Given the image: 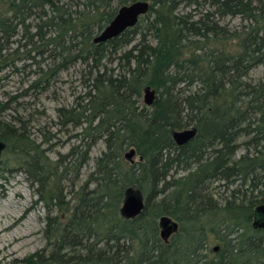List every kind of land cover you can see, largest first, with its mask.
Returning a JSON list of instances; mask_svg holds the SVG:
<instances>
[{"label":"trees","instance_id":"1","mask_svg":"<svg viewBox=\"0 0 264 264\" xmlns=\"http://www.w3.org/2000/svg\"><path fill=\"white\" fill-rule=\"evenodd\" d=\"M138 1L151 6L136 27L93 42ZM228 17L239 26L223 25ZM77 64L86 92L58 109L62 125L81 129L64 168L59 160L49 169L21 118L0 115V141L28 181L55 184L37 190L41 201L63 208L57 186L75 173L66 222L23 264H264V231L252 227L264 204V0H0V75L29 68L28 89L44 93ZM146 87L157 92L151 107L142 103ZM190 128L197 136L177 146L172 132ZM100 141L106 149L78 187ZM130 149L142 160L128 162ZM131 188L146 206L128 220L120 209ZM163 216L179 224L167 244Z\"/></svg>","mask_w":264,"mask_h":264},{"label":"rangeland","instance_id":"2","mask_svg":"<svg viewBox=\"0 0 264 264\" xmlns=\"http://www.w3.org/2000/svg\"><path fill=\"white\" fill-rule=\"evenodd\" d=\"M222 24L235 29L239 26L240 19L228 17ZM17 46L18 44L14 45V48ZM105 64L109 69L117 71L119 69L118 61H111V58L106 59ZM29 70L27 68L26 72L21 71L15 74L7 71L0 75V107L7 106L3 112H0L1 120L14 122V119L21 118L32 139H35L37 144L42 145V149L47 151L46 156L52 165L49 169L53 171L54 164L59 160L64 168L65 157L69 155L73 147L79 146L80 142L75 136L81 132V129H75L72 125H62L58 109L73 108L77 97L86 92L87 83L84 82L88 79L86 67L77 64L63 71L58 82L44 93L28 89L29 80L32 79ZM262 72V69L255 70L252 78L259 79ZM142 103H144V94H142ZM105 149L103 141L93 147L90 161L82 171V179L78 187L87 181L95 168L97 158ZM242 153L243 149L240 150L237 158ZM79 154H82V150ZM78 160L79 155L74 163L76 164ZM138 160L136 157L135 163ZM74 174L70 172L64 176L65 180L57 186L58 192L67 197L65 203L61 202L63 208L54 207L56 201L47 205L45 201L40 200L37 190L40 188L41 193L49 189L54 190L55 184L50 188L33 185L15 161L14 154L4 151L0 158V264H23L29 257L47 248L54 223L66 222L68 207L66 204L74 191L72 187L75 180ZM59 217H61L60 220H58ZM49 223H51L50 226ZM215 245L212 244L210 249L216 247ZM48 254H44L46 259ZM45 263L48 262L42 264Z\"/></svg>","mask_w":264,"mask_h":264},{"label":"water","instance_id":"3","mask_svg":"<svg viewBox=\"0 0 264 264\" xmlns=\"http://www.w3.org/2000/svg\"><path fill=\"white\" fill-rule=\"evenodd\" d=\"M151 3L149 1H138L130 5L122 6L118 9L116 16L112 22L94 38L95 44H104L121 36L129 29L136 27L141 18L146 16L150 11ZM144 104L151 107L157 97V92L150 87H146L143 91ZM197 136V130L190 128L182 131H173L172 138L177 146L181 147L191 142ZM7 149L6 143L0 141V158ZM138 157L135 149H130L125 154V159L131 164H135L134 159ZM139 160H142L141 158ZM146 206V199L141 191L131 188L125 193V198L120 209L122 217L132 220L140 216ZM160 229V238L167 244L172 237L179 232V224L171 217L163 216L158 220ZM252 227L255 231H264V204L258 206L254 211V219ZM219 248L214 247V251L218 252Z\"/></svg>","mask_w":264,"mask_h":264}]
</instances>
